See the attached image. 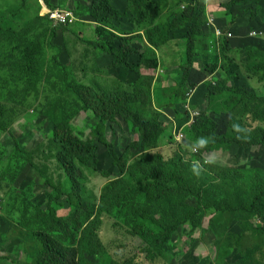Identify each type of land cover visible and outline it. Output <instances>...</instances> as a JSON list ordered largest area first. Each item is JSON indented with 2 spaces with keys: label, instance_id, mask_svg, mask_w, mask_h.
I'll list each match as a JSON object with an SVG mask.
<instances>
[{
  "label": "trees",
  "instance_id": "16d2710c",
  "mask_svg": "<svg viewBox=\"0 0 264 264\" xmlns=\"http://www.w3.org/2000/svg\"><path fill=\"white\" fill-rule=\"evenodd\" d=\"M45 1L50 3V0ZM82 1L73 2L75 12L70 9L74 13L72 21L69 17L65 23H58L46 14L54 23V26L48 25L50 30L29 21L25 27L11 28L9 34L3 35L4 39L23 46V67L30 72L40 64L37 54L42 51L45 41L41 37L49 32L50 43L60 51L55 64L65 72L71 66L65 58L71 55L68 45L72 42L69 37L62 43L55 40L63 28L87 15L96 22L97 38L81 40L105 53L106 59L109 57L106 68L124 70L135 76L133 85L128 87L104 86L93 77L89 83L75 77L67 80V91L95 120L92 134L95 139H83L62 106L49 114L53 128L48 144L29 151L22 149L15 140L16 150L24 156L26 164L31 165L51 189L46 192L45 205L24 206L21 219L14 226L13 233H18L21 239L24 235L31 239V243L26 244L31 256L28 264L32 258L33 264H90L89 259L96 256L97 264H128L114 260L103 251L98 232L104 216L112 215L121 222V218L124 220L128 233L141 241L146 258L156 262L165 258L166 244L182 225L199 224L210 210L227 216L238 215L239 223L244 219L245 223L233 241L242 246L247 238L245 235H254L258 245L244 253L243 264H264V169L214 168L205 163L207 160L202 159V153L197 154L198 150L187 158L183 146L174 143L177 142L175 124L180 129L188 122L187 110L184 108L181 112L180 108H175L174 115L170 116L161 110V105L156 107V102L153 107L151 89L160 59L158 49L169 39L154 40L150 45L143 42L139 32L114 27L113 22H119L126 14L114 5V0H90L89 4ZM122 1L129 5L136 23L148 21L153 24L158 14L157 4L162 0ZM208 2L185 0V6L174 13L168 23L172 31L184 30L186 36V62L181 66V85L193 79L194 62L202 55L210 57L212 52H217L220 58L214 63L207 62L204 69L208 72L220 67L228 69L234 62L229 53L234 49L236 34L220 23L217 13L209 11L214 4L209 6ZM262 3L264 0H229L220 6L231 14L236 6L250 5L252 19L256 20ZM208 11L224 32L218 38L214 27L208 23ZM260 28L261 23H258L255 29ZM229 32L233 37L228 35ZM53 38H56L54 42ZM252 40L256 53L264 55L262 43L256 44ZM94 67L103 69L98 63ZM243 67L247 74L264 79V60ZM193 89L196 92V87ZM202 97L205 100L222 98L225 109L232 115L228 122L229 131L221 133L216 120L206 110H200L195 123L185 128V132L193 134L195 144L202 137L209 140L207 146L199 148L201 152L222 148L239 156L256 149L264 150V125L260 124L264 122V94L247 89L243 84H230L227 79L207 82ZM191 106L197 107L195 103ZM163 115L170 117L167 116L169 122L164 121ZM6 117L5 107L0 103V132L7 131ZM120 120L126 124L128 134L136 137L128 142L123 153L107 137L108 128L116 135L122 130ZM168 127L172 128V133H168ZM96 139L106 149L104 154L109 165L104 176L118 174L105 185L100 196L88 185L90 177L98 172L104 155L94 143ZM169 144H176L177 150L170 158H165L166 150L160 152L158 149ZM200 165H203V171L195 175L193 169ZM215 191L219 193L218 197L214 196ZM23 192L22 189L16 190V194ZM144 200L153 206L147 210L141 204ZM60 210H68V213L60 216Z\"/></svg>",
  "mask_w": 264,
  "mask_h": 264
},
{
  "label": "rangeland",
  "instance_id": "374dc122",
  "mask_svg": "<svg viewBox=\"0 0 264 264\" xmlns=\"http://www.w3.org/2000/svg\"><path fill=\"white\" fill-rule=\"evenodd\" d=\"M228 1L209 0L208 5L214 4L209 7V11L217 13L220 23L236 34L234 49L229 53L234 58V62L228 69L220 67L214 72H208L204 69L205 65L214 63L217 61L216 59L220 58H218L217 52L212 51L210 57L202 55L194 62L192 70L194 75L191 72L193 79L183 85L180 84V77L181 66L186 62V36L184 30L172 31L168 23L174 13L185 6V0L158 2V14L153 24L148 21L136 23L135 15L126 2L122 0L113 2L121 11H126L119 22H113L114 27L122 30H135L142 35L143 42L148 44L154 43V40L169 39L165 45L158 49L160 59L151 89L153 107L156 102V107L161 105V110L173 116L175 108H180L181 112L184 110L185 103L191 93L189 103L190 105L195 103L197 106L196 109L191 107L199 111V115L200 110H206L209 116L211 115L216 120L221 133L229 131L228 122L232 114L225 109L222 98L205 100L202 97L207 82L228 79L230 84H243L247 89L264 94V79L262 80L258 75L247 74L243 67L245 64L264 60V55L256 53L253 49L254 43L251 42V39L256 44L261 42L264 49V3L259 6V14L256 20H253L252 12L249 10L250 5L236 6L231 14H228L220 6L221 3ZM73 2L74 0H50V3L45 0H0V31L2 35L0 36V103L5 107L7 114V131L0 132V257H2L0 264H28L31 256L27 251L26 244L31 243V239L28 235H24L21 239L18 233H13L14 226L19 223L21 209L24 206L29 208L35 204L44 206L46 192L51 190L44 184L39 173L31 165L26 164L24 156L16 150L15 140L19 142L22 149L29 151L40 145L48 144L53 128L49 114L62 106L71 119L76 132L83 139H95L92 136L95 120L91 114L81 109L80 104L67 91V80L75 77L82 82L89 83L93 77L104 86L116 84L128 87L134 83L135 76L132 73L106 68L109 57L106 59L105 53L93 49L81 40L86 37H96L97 34L96 22L87 15L80 18V21L67 25L65 29L63 28L65 26H62L63 32L59 33L57 39H52L53 42L56 39V42L62 43L66 37H69L72 42L68 45L71 55L69 58H65L71 64L68 70L64 72L55 64V58L60 54V51L50 43L49 32L41 37L45 38V41L42 44V51L37 54L40 60L37 69L29 72L23 67L25 63L23 46L4 39L3 35L9 34L11 28L25 27L29 21L41 25L39 28L50 30L48 25L54 26V23L47 19L46 10L61 7L74 11ZM89 2L90 0L82 1L83 4H89ZM80 10L83 9L80 8ZM258 23H261L260 30L255 29ZM254 32L257 33L253 34ZM211 39L212 37H210V41ZM210 44L212 43L210 42ZM241 44L246 46H241ZM96 62L103 69H96L94 67V65L97 66ZM247 71L253 73L251 70L247 69ZM187 83L190 84L187 85ZM195 87L196 92L193 89ZM167 116L163 115V119L169 122V116ZM120 124L122 130H119L116 135L108 128L107 137L109 140H113L120 153H123L128 142L136 137L128 134L123 120H120ZM260 124L264 125V122H260ZM167 130L168 133L170 131L172 133V128L168 127ZM166 137L167 132L164 139ZM194 140L193 134L186 131L185 139L181 143L175 141L174 143L183 146L187 152L185 155L187 158L192 156L194 149L196 152L198 150L197 154L202 153V159L214 160V163H211L214 168L228 169L240 166L239 168L264 169V150L262 149H256L250 153H240L239 156L225 152L222 148L203 153L199 148H202L204 144L199 141H196L195 144ZM94 143L104 154L105 146L98 139ZM176 144L164 145L158 151L166 150L165 158H170L177 150ZM108 165L107 157L104 154L100 159L98 172L90 177L89 188L94 190L98 194L97 196L101 195L103 188L112 178L118 176L117 173H113L109 177L104 176L105 171H108ZM50 166L55 169L53 164ZM18 189L24 190L23 194H16ZM214 196L218 197L219 193L215 191ZM141 204L147 210L153 206L146 200ZM67 213L68 210L58 211L60 216H65ZM102 220L98 235L103 245V251L121 263L243 264L244 253L258 245L254 235H245L247 238L242 246H238L233 241L234 235L241 231V226L245 223L244 219L239 223L238 215L227 216L210 210L206 212L199 224L182 225L166 244L165 258L161 257L156 262H150L143 252L141 241L128 233L122 218L123 223L113 215L104 216ZM254 223L257 224L258 220H254ZM89 260L90 264L98 263L97 256ZM32 262L33 258L30 264H33Z\"/></svg>",
  "mask_w": 264,
  "mask_h": 264
},
{
  "label": "built area",
  "instance_id": "2783aa9c",
  "mask_svg": "<svg viewBox=\"0 0 264 264\" xmlns=\"http://www.w3.org/2000/svg\"><path fill=\"white\" fill-rule=\"evenodd\" d=\"M45 14H49L50 18L54 19V21L58 23H65L69 17H70V21H72L74 18L73 17L74 13L70 9L61 8V7H58L53 10L47 9ZM207 19H208V23L214 27L217 38L224 34L223 30H221L216 25L215 16L209 11L207 12ZM253 34H256V32H254ZM228 35L230 37H233L232 32H229ZM190 96H191V93L187 99V102L185 103L186 106H184V108L187 110V113H188V117H189L188 122L185 123V125L180 129L175 124L174 134L176 137V141L179 143H181L185 139V128L190 127L191 124L195 123V121L197 120V117L199 116V111L194 110L189 103ZM194 152H196V149H194Z\"/></svg>",
  "mask_w": 264,
  "mask_h": 264
},
{
  "label": "clouds",
  "instance_id": "9594fccd",
  "mask_svg": "<svg viewBox=\"0 0 264 264\" xmlns=\"http://www.w3.org/2000/svg\"><path fill=\"white\" fill-rule=\"evenodd\" d=\"M199 142L202 143V144H204L205 146H207L209 140L202 137V138L199 139ZM205 163L211 164V163H214V160L209 159V160L205 161ZM193 171H194V174L195 175H199L200 172L203 171V165H200L199 167L194 168Z\"/></svg>",
  "mask_w": 264,
  "mask_h": 264
}]
</instances>
